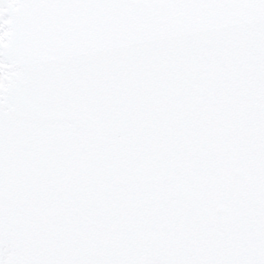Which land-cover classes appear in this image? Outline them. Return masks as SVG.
Masks as SVG:
<instances>
[{
    "label": "snow or ice",
    "instance_id": "snow-or-ice-1",
    "mask_svg": "<svg viewBox=\"0 0 264 264\" xmlns=\"http://www.w3.org/2000/svg\"><path fill=\"white\" fill-rule=\"evenodd\" d=\"M0 264H264V0H0Z\"/></svg>",
    "mask_w": 264,
    "mask_h": 264
}]
</instances>
